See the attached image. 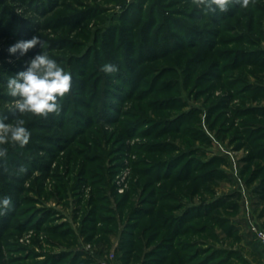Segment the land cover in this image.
<instances>
[{"label": "rangeland", "instance_id": "1", "mask_svg": "<svg viewBox=\"0 0 264 264\" xmlns=\"http://www.w3.org/2000/svg\"><path fill=\"white\" fill-rule=\"evenodd\" d=\"M33 36L47 47L9 53ZM43 51L72 88L59 116L20 117L26 147L3 146L0 264H147L185 212L184 264H260L242 216L264 228V0L207 16L192 0H0L5 123L7 80Z\"/></svg>", "mask_w": 264, "mask_h": 264}, {"label": "clouds", "instance_id": "2", "mask_svg": "<svg viewBox=\"0 0 264 264\" xmlns=\"http://www.w3.org/2000/svg\"><path fill=\"white\" fill-rule=\"evenodd\" d=\"M255 2L256 0H192L204 16L217 11L227 12L231 5H239L247 9L250 4L255 5ZM38 44L43 49L47 47L38 36H33L30 40L19 41L10 46L8 51L11 54L19 51L20 55H25ZM101 71L112 75L119 69L114 64L105 63ZM6 88L7 94L14 98L13 106L9 111L15 119L10 123H5L7 118L0 116V159L7 155V148L3 146L19 145L20 148H24L30 142L31 133L25 126V120L20 117L31 114L36 118L47 119L51 114L60 115L61 101L71 92L72 75L43 51L27 62L25 70L10 77ZM3 167L5 171H8L6 165ZM26 171L27 169L21 166L18 174ZM11 205L10 197L0 199V216L6 214Z\"/></svg>", "mask_w": 264, "mask_h": 264}, {"label": "trees", "instance_id": "3", "mask_svg": "<svg viewBox=\"0 0 264 264\" xmlns=\"http://www.w3.org/2000/svg\"><path fill=\"white\" fill-rule=\"evenodd\" d=\"M250 109L252 112L259 110L258 108H253V107ZM251 111H249V112H251ZM259 193H260V197L264 196V186L261 187V191H259ZM185 214H186V212L182 216H178V217L174 216V215L173 216L165 215V222L162 223L161 228L163 227L166 230V232L169 233V236L167 238H165V240L162 242L161 245L158 246L157 249L161 252H159L157 254V256L155 255V251L150 252V256H152V259L147 264H160V262L165 257V251L169 250L171 248H175L176 250H178V254H179L178 256H180L182 262H185V263L188 262V261H186L187 259L183 258L181 253H183L186 249H189L191 245L174 239L178 235L187 233V231L190 228L189 226L182 227V225L180 223L181 218L185 217ZM160 218H164V217L160 216L159 219ZM194 229H196V228H194ZM243 261H244V259H243ZM205 263L206 262L199 260L198 262L191 263V264H205ZM218 263L219 262H217L216 264H218Z\"/></svg>", "mask_w": 264, "mask_h": 264}, {"label": "crops", "instance_id": "4", "mask_svg": "<svg viewBox=\"0 0 264 264\" xmlns=\"http://www.w3.org/2000/svg\"><path fill=\"white\" fill-rule=\"evenodd\" d=\"M236 194V195H235ZM234 196H238L239 193L235 192ZM237 203V202H236ZM245 212V210H244ZM246 216L243 215L242 216V225L244 224L245 227H247V230H245L246 236L247 234H249V236H251V238L246 239V236H243L242 239L245 241H242V243H244V245H246V247H251V249L254 250V253L256 254V256L258 257V260L260 264H264V246H261L260 244H258V242L253 238V236L251 235V233L249 232V224L251 222H254V220L252 219L251 215L249 213H246ZM244 232L241 233V235H245ZM178 250H176L175 248H171L169 250L165 251V257L164 259L160 262V264H184V262L181 261L180 256H178ZM244 262L245 264H254L252 262V260L250 258H248L247 256H243ZM188 263V262H186Z\"/></svg>", "mask_w": 264, "mask_h": 264}, {"label": "built area", "instance_id": "5", "mask_svg": "<svg viewBox=\"0 0 264 264\" xmlns=\"http://www.w3.org/2000/svg\"><path fill=\"white\" fill-rule=\"evenodd\" d=\"M249 232L251 233L253 238L258 242V244L264 246V228L260 227L256 222H251L249 224ZM102 264L107 263L103 262Z\"/></svg>", "mask_w": 264, "mask_h": 264}]
</instances>
